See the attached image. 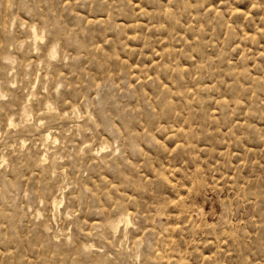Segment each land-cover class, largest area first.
Returning a JSON list of instances; mask_svg holds the SVG:
<instances>
[{"label": "rangeland", "instance_id": "rangeland-1", "mask_svg": "<svg viewBox=\"0 0 264 264\" xmlns=\"http://www.w3.org/2000/svg\"><path fill=\"white\" fill-rule=\"evenodd\" d=\"M0 264H264V0H0Z\"/></svg>", "mask_w": 264, "mask_h": 264}, {"label": "bare ground", "instance_id": "bare-ground-1", "mask_svg": "<svg viewBox=\"0 0 264 264\" xmlns=\"http://www.w3.org/2000/svg\"><path fill=\"white\" fill-rule=\"evenodd\" d=\"M35 32V31H34ZM35 35H37L36 33H35Z\"/></svg>", "mask_w": 264, "mask_h": 264}]
</instances>
